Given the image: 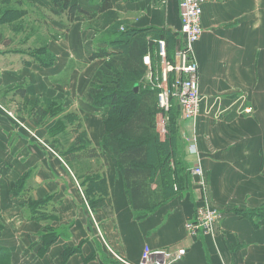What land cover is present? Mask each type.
<instances>
[{"label": "crops", "instance_id": "1", "mask_svg": "<svg viewBox=\"0 0 264 264\" xmlns=\"http://www.w3.org/2000/svg\"><path fill=\"white\" fill-rule=\"evenodd\" d=\"M32 1L0 0V92L6 93H0V264H121L110 249L139 264L145 246L187 249L178 261L161 257L167 264H264V0H205L203 32L194 45L200 109L193 120L181 121L190 137L182 142L186 183L165 199L164 185L154 179L136 194L135 208L103 144L107 108L85 99L106 60L91 55L100 48L118 52L105 42L116 37L111 28L124 25L138 31L131 46L139 38L146 46L148 30L172 36L173 57L180 0H109L103 12L108 0H70L94 17L66 13L69 25L60 30L58 21L55 30L63 33L37 53L31 39L1 28L31 18L26 6ZM22 87L28 100L75 109L92 146L105 155L83 158L105 177L111 213L90 204L88 181L83 186L69 166L72 157L49 142L55 122L19 113ZM195 165L206 175V191L190 175ZM86 199L110 249L90 226ZM203 205L222 219L211 234L190 236L185 224Z\"/></svg>", "mask_w": 264, "mask_h": 264}, {"label": "trees", "instance_id": "2", "mask_svg": "<svg viewBox=\"0 0 264 264\" xmlns=\"http://www.w3.org/2000/svg\"><path fill=\"white\" fill-rule=\"evenodd\" d=\"M53 1L59 8L66 9L71 17L76 15L94 17V14L81 6L71 4L70 0ZM111 5L108 0L101 6L100 11H105ZM118 29V25H115L109 30L114 31L116 37L107 39L105 43L111 47L121 48L122 53L100 48L91 55V59L106 58V60L98 69L85 98L89 97L87 99L95 107L107 108L103 144L108 147L115 167L123 174L126 191L135 208L136 194L141 190L144 191L154 179H157L158 184L164 185L162 195L166 193L165 199L175 194L173 193L175 185L180 191L186 183L188 167L182 160L183 146L178 132L179 117L174 119L175 115L179 116V112L176 110L171 112L170 129L166 139L161 140L155 130L157 101L149 97L153 95V90L143 89L140 85L144 73L141 54L145 51V43L140 47L131 46L133 36L138 31L130 30L121 35ZM142 32L144 33V30ZM161 37H166L169 48H172L175 43L174 38L164 34H161ZM49 62L50 59L45 60V63ZM136 86L139 87L138 90ZM19 93L25 99L20 105L24 108L28 107L26 89L22 87L17 91V94ZM29 102H31L29 104L31 115L41 121L46 116H50L48 107L36 101ZM73 121L79 126L83 125L77 113L73 115ZM72 147L77 153L73 154L72 159L77 158L76 155L79 153H84L86 157H105L103 152L92 146L84 126L82 133L77 132ZM171 159L174 167L171 166ZM85 181H88L85 194L90 204L103 205L106 212L111 213L110 194L105 177L101 174H93L86 177ZM85 181L82 182L83 186ZM91 181L93 182L90 185ZM145 200L147 201V198Z\"/></svg>", "mask_w": 264, "mask_h": 264}, {"label": "built area", "instance_id": "3", "mask_svg": "<svg viewBox=\"0 0 264 264\" xmlns=\"http://www.w3.org/2000/svg\"><path fill=\"white\" fill-rule=\"evenodd\" d=\"M204 3L205 0H180L181 28L178 38H176L173 57L167 38L161 37V33L148 30L143 37L146 40V51L142 56V63L147 69V86L157 95V112L154 123L155 130L161 140L166 139L169 134L170 118L173 110L179 112L178 132L182 141H189L190 137L187 136L186 128L181 121L193 120L199 113V64L195 57L194 45L203 32L202 13ZM128 31L130 30L124 25H121L118 29V33L121 35ZM117 51L120 52L122 49L117 48ZM247 111H252V108ZM190 175L192 178H198L200 188L206 191V175L199 165L193 166ZM174 188L178 190L177 185ZM86 205L91 216V228L103 245L110 249L101 224L96 221L88 201ZM221 219L222 214L219 210L210 208L207 205L197 206L195 216L186 222L185 229L193 237L201 233L211 234L214 225ZM110 251L119 263L129 264L120 253L111 249ZM186 252L187 249L184 246L176 247L174 251L168 248L151 249L149 246H145L139 264H167L165 261L162 262L160 258H173L174 261H178Z\"/></svg>", "mask_w": 264, "mask_h": 264}, {"label": "rangeland", "instance_id": "4", "mask_svg": "<svg viewBox=\"0 0 264 264\" xmlns=\"http://www.w3.org/2000/svg\"><path fill=\"white\" fill-rule=\"evenodd\" d=\"M26 7L28 8V10L30 12H32L31 18L25 17L22 20L15 21L14 23L9 22L12 24L5 25L4 27H1V28L3 30H5V32H8V30L10 32L16 31L19 33L18 35L22 36L23 38L28 37V39H31L30 40V42L32 43L31 52L37 53V51H40V50L43 51L44 50L43 48L45 47L46 43L51 38L55 39L60 34H62L63 32L60 30H65L66 26L69 25V21L66 18L67 10L63 9L61 7L64 10V12L59 11L58 13H56L55 11H53L55 9L60 10V8L54 3L53 0H35V1H32L30 4L28 3V5ZM58 21L62 22L63 26L61 27L60 30L59 29L55 30V28H56L55 24ZM22 33H25V34L23 35ZM21 40H23V39H21ZM141 43H142V39L139 38V42H137V41L134 42V47L136 45H138V47H140ZM39 48H42V49H39ZM47 58L50 59L49 57H47ZM146 71H147V69L144 66L143 78L141 79V84H140L143 89H149L150 88L147 86L148 83L146 81ZM90 85H91V83H90ZM90 85H89V87H90ZM89 87H88V89H89ZM88 89L86 90L85 94L88 92ZM0 93L3 94L4 91H2ZM4 94H6V93H4ZM152 94L153 95H149V97L151 99L157 101L156 92L152 91ZM7 95L11 96L10 93ZM87 98H89V97H87ZM87 98H85V99H87ZM29 101H36L40 104L42 103L40 100H37V99L36 100L29 99ZM29 101H26L27 102L26 105H28V107L24 108V107H22V105H20L22 103V101L17 102V100H16V102H17L16 106L19 107V113H21L27 117L39 120L36 116H33L30 114L29 104L31 102H29ZM87 102H90V101L87 99ZM46 107L49 108V111L51 114H50V116H46L44 118V120H42V121L39 120V121L41 123L48 122L50 120L55 122V125L49 130V133H48L49 142H51L53 145H55L56 148L58 150H60L62 153L69 154L70 157H72L73 154L74 155L77 154L76 151H73L74 148L72 147L74 140L76 138L77 132L82 133L84 125L79 126L76 121H73V115H75V113H76L74 108H66L61 103H54V104L46 106ZM178 117H179L178 115H175L174 119L178 118ZM179 138H180V135H179ZM180 141H182L181 138H180ZM80 154L83 155L84 153H79L78 155H76L77 157H81V158H79L77 160L72 159V161L69 163V166L74 171L76 176L78 175L77 176L78 179H81L80 182H84L86 180V177L92 176L95 173L93 171L94 169H92L91 166L87 165L88 164L87 159L83 158V157H85V155L81 156ZM78 164H79V166H77ZM176 178H177V176H176ZM176 178L174 177V180H176ZM85 196H86V194H85ZM91 200H92V198H91Z\"/></svg>", "mask_w": 264, "mask_h": 264}, {"label": "water", "instance_id": "5", "mask_svg": "<svg viewBox=\"0 0 264 264\" xmlns=\"http://www.w3.org/2000/svg\"><path fill=\"white\" fill-rule=\"evenodd\" d=\"M136 87H137L136 89L138 90L139 87L138 86H136Z\"/></svg>", "mask_w": 264, "mask_h": 264}]
</instances>
